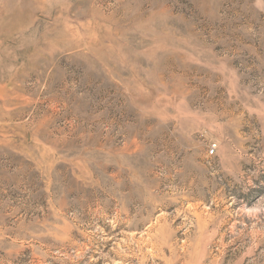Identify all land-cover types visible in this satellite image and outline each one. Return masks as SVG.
<instances>
[{
	"label": "rangeland",
	"instance_id": "374dc122",
	"mask_svg": "<svg viewBox=\"0 0 264 264\" xmlns=\"http://www.w3.org/2000/svg\"><path fill=\"white\" fill-rule=\"evenodd\" d=\"M0 264H264V0H0Z\"/></svg>",
	"mask_w": 264,
	"mask_h": 264
},
{
	"label": "built area",
	"instance_id": "2783aa9c",
	"mask_svg": "<svg viewBox=\"0 0 264 264\" xmlns=\"http://www.w3.org/2000/svg\"><path fill=\"white\" fill-rule=\"evenodd\" d=\"M215 147H216L215 144L210 145V146L208 147V153H209V154H213L214 151H215Z\"/></svg>",
	"mask_w": 264,
	"mask_h": 264
}]
</instances>
